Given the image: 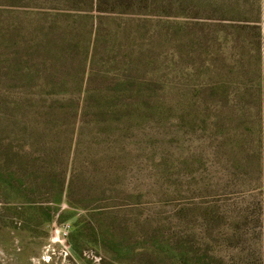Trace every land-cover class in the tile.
Segmentation results:
<instances>
[{
  "label": "rangeland",
  "instance_id": "obj_1",
  "mask_svg": "<svg viewBox=\"0 0 264 264\" xmlns=\"http://www.w3.org/2000/svg\"><path fill=\"white\" fill-rule=\"evenodd\" d=\"M0 264H264V0H0Z\"/></svg>",
  "mask_w": 264,
  "mask_h": 264
}]
</instances>
